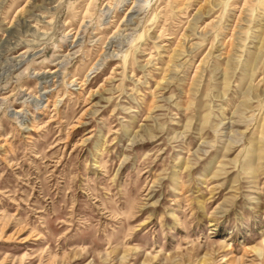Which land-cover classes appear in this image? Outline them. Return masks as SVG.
Returning a JSON list of instances; mask_svg holds the SVG:
<instances>
[{
    "label": "rangeland",
    "instance_id": "374dc122",
    "mask_svg": "<svg viewBox=\"0 0 264 264\" xmlns=\"http://www.w3.org/2000/svg\"><path fill=\"white\" fill-rule=\"evenodd\" d=\"M0 264H264V0H0Z\"/></svg>",
    "mask_w": 264,
    "mask_h": 264
}]
</instances>
